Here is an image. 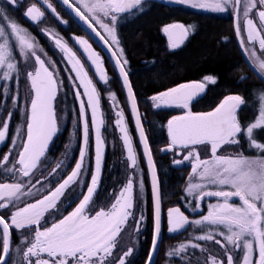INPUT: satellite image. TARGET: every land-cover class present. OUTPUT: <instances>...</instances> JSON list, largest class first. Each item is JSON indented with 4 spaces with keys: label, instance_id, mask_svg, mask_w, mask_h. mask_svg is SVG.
Segmentation results:
<instances>
[{
    "label": "snow or ice",
    "instance_id": "6c2138e0",
    "mask_svg": "<svg viewBox=\"0 0 264 264\" xmlns=\"http://www.w3.org/2000/svg\"><path fill=\"white\" fill-rule=\"evenodd\" d=\"M145 2L146 0H58V3L63 4L70 14L86 26L113 61L150 178L153 235L146 264H153L161 236L160 180L129 78V62L117 34L121 16L144 11ZM167 2L196 9L207 8L220 13L231 8L235 16L234 31L240 37L241 54L250 70L264 83V0ZM20 3L21 0L0 2V81H4L0 83V110L6 112V115H0V144H5L6 147L8 145L5 142L9 138L14 113L19 110L20 99L18 92L13 94L8 82L18 84V65L21 61L25 66L24 75L28 84L25 90V124L23 128L14 129L11 147L6 154L0 155V172L11 177V182H0V210L9 213L7 218L0 215V264H128L127 257L132 255L134 246L118 248V238L127 228H131L132 234L138 235L146 217L138 206V202L142 204L145 192L143 172L126 123L124 108L118 104L116 93L110 87L106 88L108 100L112 102L110 106L115 108L114 126L121 134L126 167L130 171L110 207L93 210L92 214L89 209L97 194L106 147L102 135L105 118L97 84L108 86L110 77L103 58L92 48L88 39L73 38L81 46V54L96 75V82L89 76L85 64L68 42L52 29L44 30L55 36V47L63 53V58L70 65V68L65 69L70 73L67 80L70 91L78 102V120L72 123L74 127L78 126L80 136L78 157L74 166H71L70 173L45 192V181L57 175L58 171H63V161L56 163L55 167L45 165L44 162L47 160L50 142L60 130L54 101L58 91L65 85L59 79L60 71L56 62L47 57L35 37L9 14L8 9L18 10ZM39 3L40 6L33 3L27 7L23 13L27 20L32 23L42 22L46 11L60 19L50 0H39ZM191 29L192 26L182 23L164 26L163 32L168 37L169 47L178 48ZM29 68L31 70H27ZM247 78L241 76L240 82ZM217 80L213 75H205L200 82L183 83L150 97L154 108L177 106L188 110L167 121L169 143L161 151H174L176 147L187 149L186 154H182L181 159L174 160L173 164L180 165L186 161L190 164L191 172L185 192L196 201L192 210L200 209L205 197L217 198L216 203L208 204L205 215L194 220H190L180 207H172L167 211V223L170 233L178 232L188 225L197 226L202 234L194 236L193 240L218 245L221 255L211 254L208 248L192 240L181 243L167 255L180 256L189 248H198L201 252H209L205 264H264V141L258 136L259 132L264 131V89H257L253 93V119L243 124L238 113L248 101L239 94L225 96L212 111L192 112L190 103L208 84H215ZM9 100L10 109L7 108ZM242 139L250 149L255 150L252 155H245L241 151L234 155L220 154L221 150H226L225 146H239ZM198 146H204V151L209 153L206 158H201ZM87 174H90V179L85 182ZM37 184L41 187L37 188ZM74 184H81L86 188V192L76 197L79 203L67 215L62 218L58 216L50 226H44L42 221L46 220V214L58 213L61 198ZM210 186H215V190ZM31 197L37 198L29 202L28 198ZM233 198L239 203L230 202ZM21 203L23 206H20ZM12 229L32 230V238L23 236L21 245L16 248L19 261L12 256ZM237 253H242L239 260ZM196 264H199V257L196 258Z\"/></svg>",
    "mask_w": 264,
    "mask_h": 264
},
{
    "label": "trees",
    "instance_id": "16d2710c",
    "mask_svg": "<svg viewBox=\"0 0 264 264\" xmlns=\"http://www.w3.org/2000/svg\"><path fill=\"white\" fill-rule=\"evenodd\" d=\"M143 7L144 11L142 12L121 16L117 24L118 35L129 62L127 66L129 78L137 97L139 111L151 146L152 156L156 162L162 195L163 219L166 216L165 211L167 209L180 207L181 211L190 220H194L206 214L208 204L213 202V198H208L203 202V212L192 213L189 200L195 199L186 196L184 191L190 168L188 166L175 167L172 164L171 154L161 152L160 150L167 145L169 140L166 128L167 121L178 113H175L171 109H154L151 106L150 97L153 94L183 83L200 82L205 75L210 74L218 78L217 83L206 86L203 95L192 102L191 110L195 113L209 112L214 110L225 96L239 94L248 101V104L238 113L239 119L243 124L253 119L254 109L252 101L255 99L253 93L257 89H264V83L250 70L239 50L234 31L235 16L233 11L232 15L230 13L208 14L156 0L146 1ZM24 8L25 3H20L18 10L10 8L8 12L35 37L39 46L45 50L48 57H51L56 62L57 68L60 71L59 79L63 80L65 85L60 90L57 101V113L61 121L60 130L52 141L49 147L50 150L46 153L47 160L44 162L45 165L50 164L52 167L57 159L61 157L63 171H58L57 175L50 177V182L45 181L44 191L46 192L53 188L58 180L70 173L71 166H74V161L78 157L80 146L79 128L78 126L74 127L72 123L78 120L76 111L78 107L67 80L70 73L65 69L69 67L50 39L43 33V28L24 17ZM59 8L61 7L59 6ZM174 23L192 26V29L183 44L178 48L171 49L163 28L166 25ZM42 24L45 25V28L52 29L55 33H58L69 45L71 44V34L79 35L83 32L74 21H69L68 25L63 26L51 16H45ZM101 34L104 33L101 31ZM16 52L18 53V49H16ZM104 62L107 74L110 77V84L108 86L97 84V88L101 93V108L105 118L102 135L105 139L106 153L103 172L100 177L97 194L95 195L97 199L93 198V203L100 201L104 203L103 207L110 205L111 196L125 182L126 177V168L123 166L121 158L117 131L113 124L110 106L112 102L108 100V92L106 91V88L110 87L116 93L120 106L124 108L127 126L133 137L134 146L139 157V166L143 172L145 192L143 202L142 204L138 202V206L142 208L146 219L141 229L140 240L131 264H146V256L151 248L153 235V203L149 179L136 140L130 111L125 102L124 92L121 91L117 75L106 57H104ZM18 67L20 68L18 84H13L12 81L8 83L9 87L13 90V94L15 92L19 93V110L15 111L10 125L9 138L5 142L8 146L6 147L5 144L1 145L0 155L6 154L8 148L11 147L10 141L14 129L16 127L23 128L25 124L24 109L27 100L25 90L28 86L24 75L25 66L23 61L19 63ZM241 76H247L248 78L240 82ZM0 83H4V81H0ZM7 108H11L10 100L7 103ZM0 115H6V112L0 110ZM258 136L261 141H264V131L259 132ZM66 145H68L67 148L65 147ZM239 149L245 155H252L254 153L243 139L241 140ZM89 179L90 174H87L85 182H88ZM5 181L11 182V177L0 172V182ZM36 187L40 188L41 185L37 184ZM84 192H86L84 185H72L66 191L65 196L61 198L62 203L59 204L58 213L46 214V220L42 221V224L50 226L58 216L62 218L63 215L71 212L79 202L76 197ZM35 198L37 197L28 198V201L31 202ZM93 203L89 209L90 212L100 208L99 206L94 207ZM20 206H23V203ZM5 214H7L6 210H0V215ZM199 234H202L200 229L194 225H188L177 234H164L156 264H164L170 259H172L173 264H189V261H191V264H196L197 257H199V264L205 263V258L209 252H201L198 248H189L187 252L182 253L180 256L170 257L167 255L170 250L190 240L199 243L202 247L208 248L211 254L215 255L220 251L217 245L210 242L194 241L193 237ZM22 235L24 236L23 233L17 234L16 232L12 234L13 251L16 250V246L21 245Z\"/></svg>",
    "mask_w": 264,
    "mask_h": 264
},
{
    "label": "rangeland",
    "instance_id": "374dc122",
    "mask_svg": "<svg viewBox=\"0 0 264 264\" xmlns=\"http://www.w3.org/2000/svg\"><path fill=\"white\" fill-rule=\"evenodd\" d=\"M146 1H148V0H146ZM156 1L164 2V3H166V4L180 5V4H177V3H169V2H167V0H156ZM208 2L210 3L211 0H208ZM21 3H25L24 12L26 11L27 7H29V6H30L31 4H33V3H36L37 6H40L39 0H21ZM50 3L55 7V9H56V13L59 15V18H60V19H57L56 16H54L50 11H46V12H45V16H51L54 20H56L57 22H59V23L62 24L63 26L68 25V24H69V21H72V22H73V20L69 17V15L66 14L65 11L62 9V7L59 8V6H58V4L56 3L55 0H50ZM180 6L183 7V8H188V9H191V10H194V11H200V12L208 13V14H224V13H230V15H232V10H231V8H230L229 10L223 12V13H220V12L212 11V10L207 9V8H206V9H196V8H192V7H190V6H185V5H180ZM42 10H44V9L42 8ZM34 24H38V25H40V26L43 28V29H42L43 33H44V34L50 39V41L52 42L53 46L55 47V44H54L55 36L52 35V34H50V33H47V32L44 31L45 29H47V28H45V25H43L42 22H38V23H34ZM101 31L103 32V30H101ZM53 32H54V31H53ZM54 33H55V32H54ZM117 34H118V30H117ZM118 36H119V35H118ZM74 37H83V38H85V39H88V40H89V43L92 45V48H93L96 52H98V53L101 55V57L103 58V61H104V57H105V56L103 55V53L101 52V50H100V49L94 44V42H93V41H92V40H91V39H90V38L84 33V31L81 32V34H79V35H75V34H71V35H70L71 44H70L69 46L72 47L74 51H76L78 58L81 59V61L85 64V69H86V71H88L89 76L93 79L94 82H96L97 77H96V75L93 74V70H92V68H90V67L88 66V62L86 61L85 56L81 54V46H79V45H77V44L75 43V41H74V39H73ZM245 39H246V35H245ZM182 44H183V43H182ZM55 48H56V47H55ZM257 48H258V45H257ZM56 49L58 50V52L60 53V55L63 57V53H61V52L59 51L58 48H56ZM44 51H45V50H44ZM47 57H48V55H47ZM47 57H45V58H47ZM63 59H64V58H63ZM64 61L66 62L67 66L70 68V65H68L66 59H64ZM104 67H105V69H106L105 62H104ZM27 70H31V69L29 68V69H27ZM106 72H107V71H106ZM73 75H74V73H73ZM192 83H194V82H192ZM27 86H28V84H27ZM204 91H205V90H204ZM204 91L202 92V95H203ZM59 95H60V90L58 91L57 96H56V100L54 101V107H55V110H56V115H57V118H58V121H59V125L61 126V121L59 120L58 113H57V112H58V107H57V106H58V103H57V101H58ZM150 103H151V101H150ZM118 104L120 105L119 102H118ZM191 105H192V102H191L190 105H189L190 110H191ZM77 107H78V102H77ZM153 108H154V107H153ZM154 109H157V108H154ZM159 109H171V110H174L175 113H176V112L178 113L177 115H174V116H180V115H183L186 111H188L187 109H183V108H181V107H177V106H165V107H161V108H159ZM111 111H112V115H113V124H114V122H115V114H114V113H115V108H114V107H111ZM191 111H192V110H191ZM192 112H193V111H192ZM194 113H195V112H194ZM126 123H127V122H126ZM115 128H116V127H115ZM116 131H117V136H118V140H119V147H120V152H121V158H122V161H123V166L126 168V177H125V182H126V179H127V172H129L130 169H127V167H126V153L124 152L123 144H122V141L120 140V135H121V134L119 133L118 129H116ZM136 140H137V137H136ZM133 143H134V142H133ZM168 143H169V140H168ZM168 143H167V145H168ZM1 145H2V144H0V147H1ZM167 145H166V146H167ZM166 146H164V147H166ZM164 147H162V148H164ZM162 148H161V149H162ZM198 148H199V150H200V152H201V158H206V157L209 155V153H206V152L204 151V146H198ZM161 149H160V150H161ZM225 149H226V150H221V153H220V154H224V155H234L237 151H241V150L239 149V146H237V145L225 146ZM252 150L255 152L254 149H252ZM161 152H162V151H161ZM186 152H187V149H183V148H181V147H176L174 151H168V152H164V153H170V154H171V157H172V164H173V161H174V160L181 159V158H182V154H186ZM105 153H106V147H105L104 157H105ZM177 153H180L181 155H178ZM60 161H62L61 157H59V158L57 159V161L53 164L52 167H55L56 163H58V162H60ZM173 165H174L175 167H185V166H188V167L190 168V169H189V173L191 172L190 164H189V162H187V161L184 162V163H182V164H180V165H175V164H173ZM103 168H104V159H103ZM103 168H102V172H103ZM42 170H43V169H41V171H42ZM50 170H51V169H50ZM37 175H39V173H37ZM101 175H102V173H101ZM188 178H189V174H188V177H187V180H186V184H185V187H184V191H185V188H186L187 183H188ZM125 182H124V183H125ZM124 183H123V184H124ZM123 184L120 185V186L117 188V190L115 191L114 195L111 196V199H112V200H111V203L114 202L115 195H117V194L119 193V191L121 190ZM210 187L212 188V190H215V186H210ZM185 195L187 196L186 192H185ZM94 198H96V196H94ZM208 198H213V202H210V203H216V202H217V198H216V197H205L204 200L201 201V208L198 209V210H196V211L191 210L192 213H195V212H196V213L203 212V210H202V209H203V208H202L203 202H205ZM96 199H97V198H96ZM214 199H215V200H214ZM190 201H191V203H193V204L191 205V203H190L189 206L193 207L194 204L196 203V201H195V200H189V202H190ZM230 202H232V203H239V201H238L236 198H234V201H230ZM78 203H79V202H78ZM78 203H77V204H78ZM111 203H110V205H111ZM93 205H94V207H95V206H99L100 208H105V209H107V208L110 207V205H108L107 207H103L102 205H104V203H103V202H100V201H96L95 203H93ZM75 206H76V205H75ZM75 206H74V208H75ZM74 208H73V209H74ZM100 208H98V209H94V210L98 211ZM73 209H72V210H73ZM167 211H168V209L165 211L166 216H165L164 219H163V234H162V238H163V235H164V234H169V235L177 234V233L183 231V230L187 227V226H186L184 229H181V230L178 231V232L170 233V232L168 231ZM91 213L94 214V211L91 212ZM206 213H207V212H206ZM8 215H9V213L5 214V217L7 218ZM203 215H205V214H203ZM143 225H144V223H143ZM143 225H142V227H143ZM141 229H142V228H141ZM14 232H16L17 234H19V233H23L24 236L27 235V236L29 237V239L32 238V235H31L32 230H31V229H24V230H16V229H12V234H14ZM140 232H141V231H140ZM22 236H23V235H22ZM139 240H140V233H139L138 235L132 234L131 228H127L124 232L121 233L120 238H118V248H121V247H128V246H134V251H133L132 255L129 256V257H127L128 264H131V261H132V258H133V256H134L135 250H136V248H137V246H138ZM12 243H13V240H12ZM161 243H162V240H161ZM19 245H20V244H19ZM16 247H17V246H16ZM160 247H161V244H160ZM217 247L219 248L218 245H217ZM159 250H160V249H159ZM219 250H220V249H219ZM12 255H13V259H14V260L19 261L20 257H19V255L17 254L16 250L12 252ZM215 255L220 256V255H221L220 251H219L217 254H215ZM236 255H237V260H239V258L242 256V253H237ZM158 256H159V252H158ZM158 256H157V258H158ZM208 256H209V253H207V256H206V257H208ZM45 258H47V257H45ZM156 261H157V259H156ZM155 264H156V262H155ZM164 264H173V263H172V259L168 260V261H167L166 263H164ZM203 264H205V263H203Z\"/></svg>",
    "mask_w": 264,
    "mask_h": 264
},
{
    "label": "water",
    "instance_id": "95a60500",
    "mask_svg": "<svg viewBox=\"0 0 264 264\" xmlns=\"http://www.w3.org/2000/svg\"><path fill=\"white\" fill-rule=\"evenodd\" d=\"M55 1L57 2V4L60 7H62V9L65 11V13L68 14L69 17L82 29V31H84V33L94 42V44L101 50V52L103 53V55L108 59V61L111 63V65L113 67V61L110 59L108 52L105 51V49L100 45V43L97 42V39L90 34V31L86 28V26L83 23H81L77 18H75V16L73 14H70L69 9H67L63 4L58 3V0H55ZM234 26H235V17H234ZM187 37L184 39L183 43L186 41ZM236 39H237V43H238L239 50L241 52L242 50H241V47L239 46V39H240V37H237L236 36ZM243 58H244V56H243ZM244 60H245V58H244ZM246 64L248 65V63H246ZM113 69H114V67H113ZM114 71L116 73V70L115 69H114ZM116 75H117V73H116ZM201 95H202V93L198 94V96H196L194 98V100L197 99L198 97H200ZM130 115H131V113H130ZM131 118H132V115H131ZM132 122H133V118H132ZM133 126H134L135 135L137 137V133H136V129H135L134 122H133ZM137 142H138V139H137ZM50 144H51V142H50ZM138 145H139V148H140V151H141L143 160H144L145 168H146V171H147V175H148V168H147V165L145 163V159H144L143 152H142V149L140 147L139 142H138ZM148 179H149V184H150L149 175H148ZM150 189H151V186H150ZM161 214H162L161 236H160V241H159V244H158V249H157V251H156V253H155L154 257H153V264H155V262H156V259H157V256H158V252H159V249H160L161 240H162V234H163V209H162V200H161Z\"/></svg>",
    "mask_w": 264,
    "mask_h": 264
},
{
    "label": "bare ground",
    "instance_id": "6f19581e",
    "mask_svg": "<svg viewBox=\"0 0 264 264\" xmlns=\"http://www.w3.org/2000/svg\"><path fill=\"white\" fill-rule=\"evenodd\" d=\"M195 100H196V99H195ZM54 138H55V136H54ZM54 138H53V140H54ZM53 140H52V141H53ZM51 143H52V142H51ZM50 145H51V144H50ZM49 147H50V146H49Z\"/></svg>",
    "mask_w": 264,
    "mask_h": 264
},
{
    "label": "flooded vegetation",
    "instance_id": "af4514ba",
    "mask_svg": "<svg viewBox=\"0 0 264 264\" xmlns=\"http://www.w3.org/2000/svg\"><path fill=\"white\" fill-rule=\"evenodd\" d=\"M231 201H234V198Z\"/></svg>",
    "mask_w": 264,
    "mask_h": 264
}]
</instances>
